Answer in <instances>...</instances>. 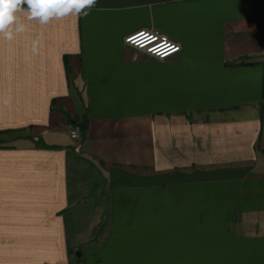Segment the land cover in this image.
I'll return each instance as SVG.
<instances>
[{
	"label": "crops",
	"instance_id": "obj_1",
	"mask_svg": "<svg viewBox=\"0 0 264 264\" xmlns=\"http://www.w3.org/2000/svg\"><path fill=\"white\" fill-rule=\"evenodd\" d=\"M26 24L0 39V264H264V0Z\"/></svg>",
	"mask_w": 264,
	"mask_h": 264
},
{
	"label": "clouds",
	"instance_id": "obj_2",
	"mask_svg": "<svg viewBox=\"0 0 264 264\" xmlns=\"http://www.w3.org/2000/svg\"><path fill=\"white\" fill-rule=\"evenodd\" d=\"M98 0H0V39L13 40L27 30L26 21L48 24L69 15L87 16ZM27 6L26 8L24 6Z\"/></svg>",
	"mask_w": 264,
	"mask_h": 264
},
{
	"label": "built area",
	"instance_id": "obj_3",
	"mask_svg": "<svg viewBox=\"0 0 264 264\" xmlns=\"http://www.w3.org/2000/svg\"><path fill=\"white\" fill-rule=\"evenodd\" d=\"M144 33L143 36L139 35ZM135 38L130 39V38ZM124 41L139 50H144L150 56H155L159 59H164L180 51V45L169 40L165 35L156 31H140L135 34L127 36ZM175 51H172V48ZM69 135L72 139H79L80 129L77 125H70L68 128Z\"/></svg>",
	"mask_w": 264,
	"mask_h": 264
},
{
	"label": "water",
	"instance_id": "obj_4",
	"mask_svg": "<svg viewBox=\"0 0 264 264\" xmlns=\"http://www.w3.org/2000/svg\"><path fill=\"white\" fill-rule=\"evenodd\" d=\"M77 126L81 131H84L87 128V121L83 120L81 123L77 124Z\"/></svg>",
	"mask_w": 264,
	"mask_h": 264
},
{
	"label": "snow or ice",
	"instance_id": "obj_5",
	"mask_svg": "<svg viewBox=\"0 0 264 264\" xmlns=\"http://www.w3.org/2000/svg\"><path fill=\"white\" fill-rule=\"evenodd\" d=\"M139 35L143 36L144 33H140ZM130 39H133V40H134L135 38L133 37V38H130ZM171 50H172V51H175L176 49L173 47Z\"/></svg>",
	"mask_w": 264,
	"mask_h": 264
},
{
	"label": "rangeland",
	"instance_id": "obj_6",
	"mask_svg": "<svg viewBox=\"0 0 264 264\" xmlns=\"http://www.w3.org/2000/svg\"><path fill=\"white\" fill-rule=\"evenodd\" d=\"M157 32V31H156ZM159 33V32H158ZM167 37V36H166ZM142 52H140V53H142V54H144V53H146V52H144V50H141ZM144 52V53H143ZM147 54V53H146Z\"/></svg>",
	"mask_w": 264,
	"mask_h": 264
}]
</instances>
